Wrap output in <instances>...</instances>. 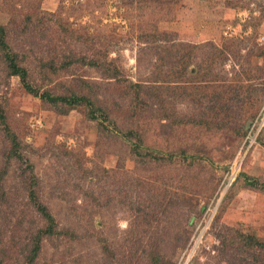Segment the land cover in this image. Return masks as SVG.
<instances>
[{"label": "rangeland", "instance_id": "374dc122", "mask_svg": "<svg viewBox=\"0 0 264 264\" xmlns=\"http://www.w3.org/2000/svg\"><path fill=\"white\" fill-rule=\"evenodd\" d=\"M0 26L39 93L111 110L42 103L0 50V264H25L39 203L35 264H264L233 243L264 240V0H0Z\"/></svg>", "mask_w": 264, "mask_h": 264}, {"label": "trees", "instance_id": "16d2710c", "mask_svg": "<svg viewBox=\"0 0 264 264\" xmlns=\"http://www.w3.org/2000/svg\"><path fill=\"white\" fill-rule=\"evenodd\" d=\"M8 30L5 26H0V50L3 52V57H4V62L6 64V68L9 72V76H17L24 88V90L36 97H39L42 103H48L51 107L53 108H58L60 109L59 105H62V107L66 106L69 108L73 107H78V106H85L88 111L87 115L92 116V118H95L96 116H100L101 118L105 120L110 119V114L111 110L108 108V106L103 105L102 103H99V105H96V103L93 101V99L90 97L91 93L88 92L87 95H81L77 93H71L70 95L67 96H53L50 94L49 91H43L39 93L38 89L35 87H32L27 79L29 78V74L27 69L20 65L19 59H18V53L13 51L12 48L9 47V44L7 43V37H8ZM78 40V39H75ZM98 53V52H97ZM95 53V55L97 54ZM74 63H80L82 65H87L88 67L98 70L100 72H103V74H106L108 77L113 78L115 76V71L113 69H110L109 65L105 60L101 61L95 57H81L80 59H75ZM177 65V64H176ZM65 69V67H61V70ZM182 69V67H180ZM57 69H52L53 73ZM185 68L182 69L181 74H183ZM178 73L176 72L175 75ZM178 75V76H179ZM134 91L133 94L135 96V100H139L140 103L147 102L146 100H150L149 96H152V93H149L151 91L159 89L158 87H154L153 85L148 86L147 84H142V83H137L132 85ZM143 89H146L148 92L143 91ZM150 95H149V94ZM96 99L98 98V94H94ZM141 95H146L145 99L141 97ZM155 97L160 101V105H163L165 102L160 98V95H155ZM143 99V100H142ZM163 109V119L166 120L165 118L167 115V112ZM161 109V110H162ZM146 110V109H145ZM143 108L138 109V115H144L146 112ZM60 112L64 113L65 111L61 110ZM0 124H4V130L6 131L7 137H8V145L10 147V151H13V154L11 153V156H16L17 157V152L16 150L18 149V139L9 131V129L5 126V120L2 117V114H0ZM223 125V124H222ZM219 128H223L221 125H219ZM141 142V139L139 140ZM137 146V145H135ZM152 159H156V157H152ZM144 209L138 208L136 209V214H144L143 211ZM36 211L38 214L45 219V225L46 229H38L34 235L31 236V239L29 241L30 248L28 249V253L25 257V264H35V261L38 257V255L41 252V240L45 237L48 236V234L51 232L52 226L55 223V220L53 216L50 214L48 209L43 206L42 204L39 203L38 207L36 208ZM146 217H148L147 214H144ZM138 218L139 215H137ZM144 217V218H146ZM150 222H147L145 225H149ZM242 236V237H240ZM238 236L239 238H236L233 243L237 245L239 250H246L250 252L253 248H258L261 247V249H264V240H261L259 238H256L252 235H245L241 234ZM28 244V245H29ZM252 253V251H251ZM250 253V254H251ZM252 255V254H251Z\"/></svg>", "mask_w": 264, "mask_h": 264}]
</instances>
